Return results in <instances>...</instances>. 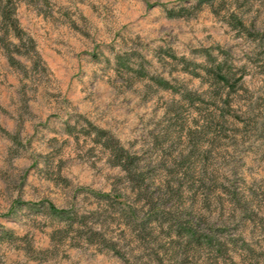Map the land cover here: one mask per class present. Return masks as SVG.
Masks as SVG:
<instances>
[{"label":"rangeland","instance_id":"374dc122","mask_svg":"<svg viewBox=\"0 0 264 264\" xmlns=\"http://www.w3.org/2000/svg\"><path fill=\"white\" fill-rule=\"evenodd\" d=\"M5 3L0 264H264V0Z\"/></svg>","mask_w":264,"mask_h":264},{"label":"trees","instance_id":"16d2710c","mask_svg":"<svg viewBox=\"0 0 264 264\" xmlns=\"http://www.w3.org/2000/svg\"><path fill=\"white\" fill-rule=\"evenodd\" d=\"M204 1H207V0H200V2H204ZM11 28L15 29V23L12 18V9L10 8L8 9V3H5L3 6H0V46H3V48L5 49L4 54L7 57L10 64H14L15 59L9 52L8 42L6 41V35L8 34ZM15 34L18 36L19 40L22 41V38L19 36V34H17V32ZM106 144L108 145V147L113 148V145L111 142H107ZM117 157L119 158L118 163L121 164L122 168L126 171L127 175L133 176L134 174H132L131 172L133 169H136L135 168L136 166L134 165L135 158L129 157L128 155H125L124 153L117 154ZM136 175H138V173H135V176ZM144 178H145L144 176L142 177V175H139V176H136L135 181L138 183H143ZM116 196H119V195H116ZM103 197H108V194L103 195ZM48 211L53 217H56L58 221L63 222L67 227L72 228V226L76 224L77 228H79L83 224V218H81V220L77 222V215L73 213L71 210L57 209L55 206L49 203ZM126 215L127 217L131 219L137 218V210H135V208L133 207H130L127 209ZM186 231L189 235L194 237L195 233L190 226L186 228ZM205 242L209 246L217 245V241L212 236L206 237Z\"/></svg>","mask_w":264,"mask_h":264}]
</instances>
